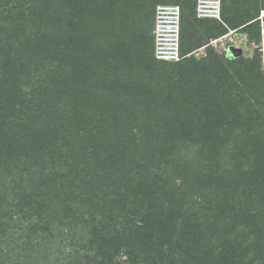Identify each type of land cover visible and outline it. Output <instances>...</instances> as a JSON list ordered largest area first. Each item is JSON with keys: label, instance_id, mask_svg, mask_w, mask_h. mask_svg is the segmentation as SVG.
<instances>
[{"label": "trees", "instance_id": "obj_1", "mask_svg": "<svg viewBox=\"0 0 264 264\" xmlns=\"http://www.w3.org/2000/svg\"><path fill=\"white\" fill-rule=\"evenodd\" d=\"M225 1L220 21L197 19L195 0V21L187 4L165 3L181 9L174 63L154 59L153 14L150 103L92 83L74 71L70 49L54 48L67 38L73 0H0V264H117L121 253L127 264H264V145L254 123L264 122V76L257 61L227 53L230 74L211 48L198 62L190 46L198 28L258 40L264 0H244L235 16ZM171 65L191 74L153 104Z\"/></svg>", "mask_w": 264, "mask_h": 264}, {"label": "rangeland", "instance_id": "obj_2", "mask_svg": "<svg viewBox=\"0 0 264 264\" xmlns=\"http://www.w3.org/2000/svg\"><path fill=\"white\" fill-rule=\"evenodd\" d=\"M73 1L74 17H71V14H69L66 19L63 15L64 13L61 12L63 21L65 22V32H68L67 38L61 36L57 39L54 48H57L64 57L69 56L70 49L72 60L76 58L80 61V63L75 64L74 71L76 70L81 73L79 75L86 74V77L94 78L92 83H99L104 88L110 85L117 86L118 88H125L128 90L129 94H134V97H146V99H150L151 103L150 88L153 77L149 75L150 70L146 71L148 69L146 62H148L147 56L150 48L148 36L151 21L153 19L154 7L157 4L176 3L184 5L185 3L187 7L186 5L183 7H185L187 12L186 16L191 18L190 21H195L193 11L191 10V5L194 0H113L112 4V0ZM240 5L241 0H226L223 2V12L225 15L235 16L237 12L238 15H242L245 11L244 0H242L241 8H239ZM260 6L261 3L258 2L256 7L257 10L261 8ZM257 10L239 18L234 22L235 24H233V27L255 17ZM259 13H261V11ZM228 28L232 29L230 26ZM258 29L259 38L257 40L252 38L249 31L245 30H228V33L224 35V37L213 39L215 35L214 31H210V29L207 28L199 30L198 28L199 35L195 33L197 35L196 42H192L190 45L199 47L198 50L194 52L193 57L199 62L202 59L210 57L209 55L212 52L213 55L210 58L213 64H216L214 59L217 57L225 64L228 72L232 74L233 62H228L226 60V55L229 53L231 57H238L244 62L250 63L257 61L259 64V71L264 76V41L262 40L261 42V31L264 32V20L261 21L260 17ZM253 30L256 31L257 28ZM105 31L106 38L102 34ZM142 31L146 35V38L140 40L137 34L139 35ZM48 34H51V32H48ZM101 43H104V45ZM34 44H30L29 47H33ZM40 44L44 45V48L51 52L52 45H50V43H37V45ZM201 45H203V47H201ZM185 47H189L188 40L185 41ZM209 48H211L212 51L209 52L208 55L207 49ZM73 50H75V52H73ZM3 51L4 50L0 49V56ZM208 64L207 62V65ZM211 66L213 65L211 64ZM208 67L209 65L201 69L208 73ZM184 68L183 66L177 67L171 65L170 68H163L160 70L165 82H162V85L159 83L156 87L154 86V91L161 92L164 96H160L162 98H157L152 101L153 104L163 99L164 101L170 99L168 95H170V91H175V84H182L181 77L191 74V68ZM197 69H199V67H197ZM208 74L205 73L204 76ZM76 88L82 94L84 90L83 87L77 86ZM85 90L86 93H88L87 87ZM217 109L222 111L224 107L222 106L219 108L217 106ZM254 123L260 125L258 139L261 141L262 145H264V122L260 124V122L254 121ZM41 237L42 235L40 238ZM49 243L48 240L42 241V246L47 247ZM62 244L66 245L68 242L62 241ZM113 260L117 264H127V257L122 253L114 256ZM21 264L33 263L27 261V263L23 262Z\"/></svg>", "mask_w": 264, "mask_h": 264}, {"label": "built area", "instance_id": "obj_3", "mask_svg": "<svg viewBox=\"0 0 264 264\" xmlns=\"http://www.w3.org/2000/svg\"><path fill=\"white\" fill-rule=\"evenodd\" d=\"M195 17L199 20H217L221 17V0H195ZM262 21V19H261ZM181 9L178 5L159 4L154 10V59L178 62L180 55ZM264 33L261 31V42Z\"/></svg>", "mask_w": 264, "mask_h": 264}, {"label": "bare ground", "instance_id": "obj_4", "mask_svg": "<svg viewBox=\"0 0 264 264\" xmlns=\"http://www.w3.org/2000/svg\"><path fill=\"white\" fill-rule=\"evenodd\" d=\"M260 20L262 19V21L264 20V10L261 12V14H260ZM264 33V32H263ZM263 41H264V39H263Z\"/></svg>", "mask_w": 264, "mask_h": 264}, {"label": "crops", "instance_id": "obj_5", "mask_svg": "<svg viewBox=\"0 0 264 264\" xmlns=\"http://www.w3.org/2000/svg\"><path fill=\"white\" fill-rule=\"evenodd\" d=\"M262 12V11H261ZM261 14V13H260Z\"/></svg>", "mask_w": 264, "mask_h": 264}]
</instances>
